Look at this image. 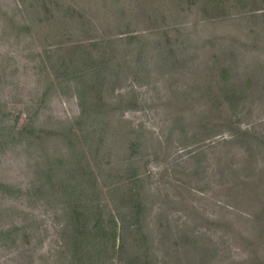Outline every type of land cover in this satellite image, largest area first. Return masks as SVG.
Masks as SVG:
<instances>
[{
  "label": "rangeland",
  "instance_id": "rangeland-1",
  "mask_svg": "<svg viewBox=\"0 0 264 264\" xmlns=\"http://www.w3.org/2000/svg\"><path fill=\"white\" fill-rule=\"evenodd\" d=\"M31 1L0 0V264H65L64 232L70 233L64 226H68L66 216L53 202L41 201L33 189L39 186L47 190L48 179L63 173L70 164L74 170L75 166L82 167L83 162L76 161L79 159L68 162L75 157H85L98 183L106 184L105 174L99 172L104 161L108 159L114 169H122L123 161L131 155L137 162L135 169L144 170L145 175L129 186L137 197L144 190L145 205L152 207L151 216L146 218L151 230L156 226V212L162 215L158 207L171 218L169 223L188 214L192 227L218 243L217 264H254V260H245L247 245L243 243L250 223L243 217L248 214V205L256 206L253 201L264 184L255 178L250 192L251 187L243 181L248 179L247 172H257L264 164L247 168L242 136H232L225 126L221 127L223 133L208 139L201 130L191 139L192 130L182 129L184 121L175 124L180 117L189 121L201 114L208 104L226 103L228 94L217 90L218 76L210 70L216 64H227L230 85L239 84L240 92H244L245 67L254 66L257 60L264 63V50L250 49L251 39L241 35L240 27L248 24L247 20L239 16L219 21L179 12L183 29L179 35L169 34L170 50L154 45L157 41L163 44L167 36L147 35L152 46L147 50L143 49L144 42L137 46L135 40L129 43L124 39L66 52L68 49L63 48L87 43L85 36L100 42L117 35L112 31L119 28L113 29L106 18L109 7L103 9L109 0H56L47 4L51 7L48 15L40 10V3L37 6ZM164 1L158 8L171 12L172 1ZM57 3L62 5L59 11L55 10ZM118 3L132 19L125 28L131 32L121 37L140 33L141 27L151 25L150 20L168 22L169 17L157 12L148 17L149 11L137 8L134 0ZM66 5L67 13L73 17L74 10L77 20L57 16ZM263 18L256 22V33L261 31L264 41ZM56 46L62 51L55 52ZM72 52L84 72L95 71L105 63L122 62V72L111 71L95 88L110 103L113 121L117 117L122 120L120 126L115 122L106 132H99L103 138L98 151L88 149L85 136L95 129L88 121L82 124L76 119L78 84L72 79L67 85L64 78L51 73V67ZM212 55H220L222 60ZM230 59L234 61L230 63ZM257 117L263 123L255 128L254 136L264 134V110L258 111ZM247 126L239 124L241 128ZM127 131L131 135H124ZM195 137L202 140L192 143ZM196 150L202 156H194ZM127 173L133 172L127 170L124 176ZM105 194L102 188L96 196L101 201ZM248 195L256 198L251 196L253 200L248 201ZM170 200L174 203H168Z\"/></svg>",
  "mask_w": 264,
  "mask_h": 264
},
{
  "label": "trees",
  "instance_id": "trees-1",
  "mask_svg": "<svg viewBox=\"0 0 264 264\" xmlns=\"http://www.w3.org/2000/svg\"><path fill=\"white\" fill-rule=\"evenodd\" d=\"M55 1L35 0L34 4L36 3L38 6L40 3V10L46 13L51 8L47 4L55 3ZM134 1L137 8L144 12L149 11L146 14L148 17H150V13L155 14L157 12L159 16L166 15L167 18L169 17L168 22L157 23L150 20L151 25L141 27L139 29L141 30L140 33L121 37L122 34L131 32L125 28L132 22V19L125 12V8L119 5L118 0H109L107 5L103 3V9H106L105 6L109 7L106 18L109 17L108 23L113 29L119 28L116 31H112L117 35H113L110 38L104 37L100 42L93 40L94 36H85L83 40L88 41L87 43L81 42L72 45L71 48L63 49H68L66 52H69L76 47L95 46L105 42L110 43L126 39L129 43L135 40L137 46L144 42L143 49L147 50L146 47L148 45L151 46V44L147 42L146 36L158 35L161 37L167 36V38H165L163 44L157 41L154 44L156 49L161 47L160 50H170L168 45L172 46V43L170 42L171 37L169 34L179 35L183 29V21H178V18H180L179 12H184V16L194 12L205 18L218 19L219 21L226 18H233L231 20H234V18L242 16L243 19L247 20L248 24L242 25L240 32L243 37L251 39V42H249L250 49L255 51L261 48L264 50L262 32L256 33V22L259 18L264 17V0H170L173 6L170 7L171 12L167 11V9L158 8L160 2L165 3L164 0ZM54 6H56L55 10L58 11V6L62 7L58 3L54 4ZM68 8V5H66V10H62L57 16L77 20L76 12L71 9L74 14L72 17L70 13H67ZM46 14L48 15V13ZM128 17H130L129 20ZM85 23H88V21ZM173 40L175 41L176 38H173ZM53 50L60 52L62 48L56 46ZM73 54L74 52L69 53L67 59L61 60L53 68L51 67V73H56L57 77L64 78V83L67 85L72 79L78 84L76 97L78 99L79 112L76 119L78 123L82 124H84V121H88L92 125L91 129H95L94 131H89L85 136L88 149L98 151L103 138L99 132H106L108 127L115 126V122L120 126L122 120H118L120 118L117 117L113 121L112 115L110 116V103L106 102L96 89L109 78L108 73L111 71L114 73L122 72V62L119 64L110 63V66L105 63L95 71L84 72L83 66H79L81 64ZM142 54V57L145 58L146 54ZM220 55H212V57L213 59H218L219 57L221 58L222 55ZM233 61L234 59H230V63ZM245 68H248L245 88L243 87L245 90L241 93L240 87H237L240 86L239 84L230 85L229 83L231 81L229 76L230 69L227 64L219 66L216 64L215 68L210 67V70L218 76L215 82L217 90L221 91V94L227 93L231 95L232 99L226 94V103L208 104L207 110L201 114L193 116L189 121L180 117L175 120V124H183L184 121L185 124H183L184 127L182 129L192 130V135L189 137L191 139L199 133V130L203 134H207L204 139L214 136L213 134L223 133L222 126L228 128L227 132H231L232 136H242L241 145L245 153L243 161L249 168L252 164L256 167L255 163L262 164V166L264 164V134L254 136L255 128L261 125V122L263 123L257 117V112L264 110V63L257 60L254 66L250 64ZM88 75L91 77H88ZM203 87L205 89L209 88L206 85H203ZM242 96H245L246 99L248 97L247 101H244L245 98H242ZM107 112H110L109 116L111 119L108 117ZM240 122H244L248 126L241 128L239 127ZM94 132H97V134H94ZM124 135L131 134L127 131ZM193 140L192 143H196L202 139L197 140L195 137ZM193 155L202 156V153L196 150V154ZM75 156L76 154H74ZM75 160L82 161L83 166H75L77 169L74 170V166L70 164L63 169V173L58 172L51 179H48L47 190H42L39 186H35L33 189L41 201L53 202L55 209L60 210L64 217L66 216L68 226H64L70 228V233L67 230L64 232L63 243L68 255V260L65 264H95V261L99 260L98 258L102 259L98 261V264H217V256L220 253L218 243L196 226L192 227L191 217L188 214L184 215L181 221L180 217L177 222L172 220L171 224L169 223L171 218L163 214L164 211L158 207L157 211H161L162 215L156 212V226L151 230L146 218L151 216L152 207L148 208L145 205L144 190L137 197V192L133 193L129 186L140 182L141 177L145 175L144 170L135 169L137 162L132 155L125 158V162L123 161L122 163L124 168L122 169H114L108 159L104 161L99 172L102 171L105 174L104 180H108L106 184L98 183L97 175L88 167L85 157H75L68 162L72 163ZM127 170L133 173H127L124 176ZM190 174L191 172H188L186 175L189 176ZM219 174L222 176V170ZM246 176L248 179L243 181V183L251 187L248 189L250 192L253 188L251 182L255 178L260 184H264V168L259 167L257 172H247ZM109 179L113 180L109 181ZM102 188L103 190L105 189L106 194L99 201L97 196L98 193L102 192ZM260 189L261 194H259V197L256 198L254 195L247 196L249 198L248 201L252 199L251 196L256 198L254 199L256 201H253L256 206L248 205V214L243 217L245 221L250 223L243 243V245H247L244 254L245 260H254V264H264V186ZM167 196V194L164 195L166 202L169 200ZM168 203L174 202L170 200ZM230 206L237 205H231L230 203ZM113 256H115V261L112 260Z\"/></svg>",
  "mask_w": 264,
  "mask_h": 264
}]
</instances>
